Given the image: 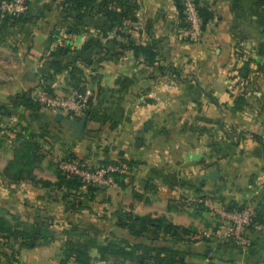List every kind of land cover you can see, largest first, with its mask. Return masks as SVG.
<instances>
[{"label":"crops","instance_id":"obj_1","mask_svg":"<svg viewBox=\"0 0 264 264\" xmlns=\"http://www.w3.org/2000/svg\"><path fill=\"white\" fill-rule=\"evenodd\" d=\"M128 2L127 30L156 48L154 66L133 51L109 55L115 31L107 18L81 16L64 0H31L22 19H0V264H79L73 258L84 246L98 263L97 246L117 241L179 251L184 264H264V232L249 228L247 246L222 240L213 210L200 203L248 206L264 225V5L201 0L210 20L202 40L188 43L180 36L182 0ZM61 46L69 52L54 71ZM75 67L91 103L83 116L57 121L33 95L67 94ZM12 116L18 122L3 130ZM84 116L77 135L69 121ZM121 158L137 163L122 185H59L55 160L96 168ZM211 171L216 180L207 178ZM130 214L192 228L196 241L135 238L122 227ZM21 230L32 235L17 237Z\"/></svg>","mask_w":264,"mask_h":264},{"label":"trees","instance_id":"obj_2","mask_svg":"<svg viewBox=\"0 0 264 264\" xmlns=\"http://www.w3.org/2000/svg\"><path fill=\"white\" fill-rule=\"evenodd\" d=\"M197 1L199 3V13L203 21V27H205L210 20L211 14L206 8L201 7V0ZM255 2L257 5H264V0H255ZM30 3L31 0H27L26 12ZM128 5V0H64L65 9L74 11L81 16L93 18L104 16L107 18L111 26V30L115 31V37L113 39V49H115V51L110 52L109 55L114 53L112 54V57H119L122 55L121 51H133L137 57H143L145 59V62L149 66H154L159 61L156 48L151 45L138 44L135 40L132 39L131 34L127 30V22L129 18V13L127 11ZM180 11L181 17L184 22V10L182 5L180 6ZM26 12L19 17H8L5 19H1L0 13V19L3 21H8L10 19L20 20L24 17ZM91 43L92 42L85 44V48L90 47ZM68 52L69 50L67 47L61 46L53 54L54 60L52 63V67L54 71H60L63 69L61 62H59L58 60ZM161 72H168L174 75L176 74V70L171 67H162ZM72 82L73 89H79L81 88L82 84H86V82L81 78V70L76 67L72 69ZM118 84L123 87H128L132 85V82L130 80H118ZM238 102L240 104H243L244 99L240 98ZM110 164L127 166L129 168V171L131 172L128 178H131L132 172L137 166L136 162L128 161L124 158H121L118 161L105 162L104 164H102V166H107ZM14 166H18V163H12L11 166L7 168V170ZM60 176L61 177L59 185L66 184L68 185V188L71 187V189H74L76 191H79V188L84 187L81 181L75 176H67L61 171ZM114 177L118 184H124L126 176L116 174L114 175ZM87 188L100 189L94 186H88ZM78 205L81 206L79 203H77V206ZM228 209L234 210L232 207H228ZM241 209L243 208H240L239 210ZM256 221L261 223L260 216L258 214ZM0 222V225L4 227L5 223H3L2 220H0ZM122 227L135 238L146 237L148 234H153L156 235L157 238L175 239L180 243H193V241H196L192 236L193 234L195 235L196 232L194 229L175 226L166 218H152L150 216H137L130 214L127 217L126 221L122 223ZM44 233L45 232H43V234ZM14 234L17 237L22 238H29L32 235L26 230L15 231ZM120 243H123L124 245L119 244V241L98 245L97 248L100 256L98 263H91V259L88 255V246H84L81 251L76 253V256L74 258L72 256L74 252H69L64 263L73 258L79 264H100L102 262L111 264H184L183 254L173 249H152L144 245H135L125 241ZM25 245L27 247L31 246V244L29 243ZM121 260H123L124 263H120Z\"/></svg>","mask_w":264,"mask_h":264},{"label":"built area","instance_id":"obj_3","mask_svg":"<svg viewBox=\"0 0 264 264\" xmlns=\"http://www.w3.org/2000/svg\"><path fill=\"white\" fill-rule=\"evenodd\" d=\"M27 0H3L0 2L1 19L8 17H19L26 12ZM184 27L181 37L184 40L197 42L200 40L203 30V21L199 13L197 0H183ZM93 96L91 88L82 84L79 89H71L63 96L54 97L48 91L38 89L33 100L41 109L61 113L68 116H83L89 109ZM18 117L12 116L9 121L1 124L3 130L12 128ZM54 164L63 174L77 177L84 187L94 186L97 188H108L117 186L114 175H124L126 179L131 172L125 165L110 164L96 168L89 167L78 161L55 160ZM205 207L213 210L216 216L214 233L222 240H234L241 245L247 246L251 243L246 236L249 228L264 232V225L256 221L257 213L250 207L241 210H229L228 208L215 206L209 199L201 200Z\"/></svg>","mask_w":264,"mask_h":264},{"label":"water","instance_id":"obj_4","mask_svg":"<svg viewBox=\"0 0 264 264\" xmlns=\"http://www.w3.org/2000/svg\"><path fill=\"white\" fill-rule=\"evenodd\" d=\"M62 119H64V115L61 113L57 114L56 120L61 121ZM86 122H87V116H84L80 121L72 119L69 121V127L73 129L77 135H81L84 132ZM218 175L219 172L211 171L208 174L207 178H209L210 180H216ZM218 264H226V263L219 262Z\"/></svg>","mask_w":264,"mask_h":264},{"label":"rangeland","instance_id":"obj_5","mask_svg":"<svg viewBox=\"0 0 264 264\" xmlns=\"http://www.w3.org/2000/svg\"><path fill=\"white\" fill-rule=\"evenodd\" d=\"M182 6H183V0H182ZM203 32H204V27H203L202 35H201V38H200L199 41H197V42H192V41H189V40H185V41L188 42V43H198V42H200V41L202 40V38H203ZM180 36H181V33H180ZM181 38H182V37H181ZM183 40H184V39H183Z\"/></svg>","mask_w":264,"mask_h":264}]
</instances>
